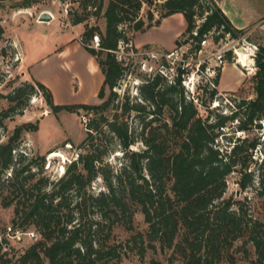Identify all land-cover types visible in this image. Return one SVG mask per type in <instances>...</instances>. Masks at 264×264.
I'll list each match as a JSON object with an SVG mask.
<instances>
[{
    "label": "trees",
    "instance_id": "1",
    "mask_svg": "<svg viewBox=\"0 0 264 264\" xmlns=\"http://www.w3.org/2000/svg\"><path fill=\"white\" fill-rule=\"evenodd\" d=\"M141 1L108 0L101 15L104 31L90 26L81 33L85 42L94 32L100 36L97 49L86 47L103 75L97 92L99 103L54 105L49 90L37 81L23 82L5 96L12 102L23 91L30 94L35 86L52 112L66 109L97 114L86 123L88 133L82 141V151L76 153L54 182L40 176L30 184L34 178V173L28 170L31 159L18 169L11 167L12 150L20 132L29 129L28 124L15 126L6 141L0 143V188L4 180L11 186L0 203L2 207L13 203V215L19 219L9 227L25 230V224L31 225L37 233L36 239L14 259V264H118L133 249L142 259L146 248L155 247V241L160 250L170 251L169 261L180 260L183 264H217L233 241L243 237L256 252L262 251V222L250 217L239 201L223 197L225 176L245 161L247 150H252L257 140L252 139L246 145L242 143L245 139L241 143L233 140L228 149L219 148L214 140L218 129L235 119L238 110L243 109L244 120L235 126V131L250 129L253 117L263 113L264 46H257L255 69L249 75L255 92L253 100H232L233 108L228 114L216 113L214 120L208 122L207 116L201 118L198 114L199 102L194 103L186 94L178 70L171 82L155 72L146 75L138 86L141 101L130 103L125 96L121 102V114L134 111L140 122L138 131L130 130L117 114L110 119L103 116L116 95L111 89L123 72L113 51L119 42L127 41V32L142 31L176 12L182 13L186 22L180 36L189 33L196 18H202L197 29L199 36L220 24L226 30H237L212 0H161L156 18L146 12L147 22L138 16ZM87 5L94 7L91 15L100 8V2L94 5V0H82V9ZM85 19L86 14H74L70 22L77 24ZM218 75L219 72L215 82ZM105 87L109 91L106 97ZM215 93L214 89L204 90L203 95L212 101ZM10 110V107L3 110L1 117H7ZM91 131L94 134L106 131L116 140L122 159L117 169L103 163L104 156L113 149L94 146ZM137 141L142 148L130 150ZM261 166L255 169L260 181L264 174ZM8 168L9 177L2 178ZM22 172L26 173L19 177ZM242 172L238 181L241 189L253 179L251 170L243 168ZM97 177L103 189L92 191L90 185ZM136 208L142 214L146 230L135 232L123 244L109 243L115 225L131 229ZM10 251L12 246L8 252L1 250L3 254Z\"/></svg>",
    "mask_w": 264,
    "mask_h": 264
},
{
    "label": "rangeland",
    "instance_id": "2",
    "mask_svg": "<svg viewBox=\"0 0 264 264\" xmlns=\"http://www.w3.org/2000/svg\"><path fill=\"white\" fill-rule=\"evenodd\" d=\"M98 2H100L98 12L95 15H91L94 11V7L87 5L85 9H82V0H60V4L55 3L54 5L51 3V0L0 1V27L2 29L0 33V113L8 107L11 108L7 117H1L0 115V143L6 141L15 126L23 123L29 125V129L21 131L17 138L16 146L14 150H12L13 163L11 167L13 169H18L31 159V162L28 163V170L34 173V178L30 181V184L40 176L47 178L49 182H54L63 174L65 166L76 157V153L82 151V141L88 133L86 123L89 119L95 118L97 114H93L92 112L85 113L82 110L75 113L74 110L66 109L52 112L45 103L41 91L35 86L30 94L26 95L23 91L14 101H8L5 96L11 93L14 88L20 86L23 82L33 84L35 80L24 79L21 73V71H23V66L20 64L21 51L15 41L10 38L9 33L16 31L14 24L18 26L20 24L29 23L28 20H31V17L34 18L37 13L43 10H53L54 6L56 7L58 15L55 16V21H51V23L47 25V29H50L56 22L60 27L64 25L68 26L74 14H78L79 16L86 14V19L80 22L82 26L81 33L90 26H95L99 32H103L104 19L101 15L108 0H94V5ZM160 3L161 0H142L138 16H140L144 22H147L145 14L149 11L152 13L153 19L156 18L159 12L158 5ZM63 10H66L65 16L61 15ZM176 16L178 17L175 19L174 28H172L173 25L171 28L167 25H161L160 29L157 30L155 26L158 25V22L142 31L135 33L127 32V40L131 42L133 52L142 50L156 51L160 49L162 44L159 43V38L164 32L170 30L174 32L171 34H174V38L172 40L171 37L167 41L168 47H170V49L174 48L176 46L174 39L181 31L180 29H183L182 23H184L182 15ZM40 26L45 28L46 25L41 24ZM19 31L20 29L17 32L19 33ZM76 31H78V28H76ZM94 33L99 36L98 32ZM18 36L19 38L22 37V33L18 34ZM78 37H81V34ZM142 47L146 48L142 49ZM130 52L129 49H126L124 50V55L121 56L120 62L123 66V72L118 78L116 85L113 87L114 89H111L115 91L116 95L109 103L107 109L103 112V116L110 119L113 114H117L118 119L126 122L130 130L138 131L140 122L139 119L135 117V112L130 111L129 113L121 114V102L124 100L125 96L128 97L130 103L141 101L139 98L138 86L142 82V79L146 77V74L140 69L139 56H130L127 54ZM15 54H18L19 59L15 60ZM225 63L226 64L223 65L225 66L224 70L221 72L219 80V87L224 90L236 88L241 79H243V75H239V69H241L245 75H250L255 69L254 59H252V66L249 65V67H252V70L247 71L248 73L238 65H231L228 61ZM37 71L43 79V82L35 81L40 82L49 90L54 105L86 104L79 102V99L87 97L88 88L93 82L94 77L89 73L85 64L79 66L74 58H69V56H52L48 57L44 63L37 65ZM243 82L246 87L242 85L234 91H219L216 88V81L215 91L217 95H215L216 98L212 101H208V99L199 92L197 95V102L199 103L196 107L201 118L207 116V121L212 122L214 120V114L229 113V110L233 108L232 104H234L232 100L235 102L240 100H253L255 98V92L251 79ZM97 92L95 95L97 99L100 100L97 96ZM108 93L109 91L105 87L104 97H106ZM242 110L243 109L238 110L235 119L226 121L224 126L218 129L219 134L214 141L219 148L228 149L230 147L228 144H231L233 140H236V143H241L242 139H245L242 143L246 145L248 141L259 138V130L252 128L253 121L259 118L256 116L252 119L250 129L235 131V126L244 120ZM101 128L105 130L103 124ZM91 135L93 137L91 142L94 146L96 145L99 149L105 146H107L108 149H113L111 153L104 156L103 163L112 166L113 169H117L122 159L116 140L106 131L101 134H94V132L91 131ZM86 143L89 144V141ZM141 148L142 144L138 141L129 147L130 150ZM52 151H60L61 156L48 158L49 153ZM247 152L248 156L245 161L237 164L236 168L225 176L226 188L223 197H230L232 201H239L250 217L261 221L262 234L264 236V174L260 181L259 172L255 170L258 166L262 165L261 167L264 172V161H261L264 156V142L258 143L252 150L248 149ZM244 165H246V167H244ZM243 168H245V171L251 170L253 172V179L250 185L241 189L238 185V181L242 178ZM10 173L11 169H6L3 172L2 178L9 177ZM25 173L26 172H22L19 177L23 176ZM27 183H25L24 187L28 185ZM102 186V181L97 177L91 183L90 188L92 191H98L103 189ZM48 187L49 186H46L45 189L47 190ZM10 189L11 186L4 180L3 186L0 188V200L5 192ZM13 208V203L6 207H2L0 203V235L4 233L3 230L7 231L6 228L9 227L11 223L15 220H19L17 217H14ZM131 225V229H126L123 225H115L111 230V236L108 242L123 244L126 239L135 232L143 233L146 230V224L142 219V214L137 208L132 215ZM24 226L25 230H32L35 233V238H22L20 241L11 242L13 251L9 253L3 254L0 250V264H14L13 261L17 255L36 239L37 233L34 228L31 225L25 224ZM14 230H18V228ZM154 246L153 249L146 248L142 259L138 258L134 253V249L132 251H127L126 257H122L118 264H183L180 260L169 261L168 255L170 251L166 249L160 250L156 241L154 242ZM7 259H10V261H5ZM217 264H264V241L262 251L259 253L254 250L251 242L245 241L244 237L236 239L233 241L232 246L228 249L223 259Z\"/></svg>",
    "mask_w": 264,
    "mask_h": 264
},
{
    "label": "built area",
    "instance_id": "3",
    "mask_svg": "<svg viewBox=\"0 0 264 264\" xmlns=\"http://www.w3.org/2000/svg\"><path fill=\"white\" fill-rule=\"evenodd\" d=\"M48 14L52 18L51 13L48 12ZM65 14L66 10H63V15L65 16ZM201 21L202 18H196L189 33L180 36L176 46L168 51L142 50L133 52L129 40L119 42L117 49L113 51L116 60L120 62L124 50L129 49L131 52L127 53L128 55L139 56L140 69L146 75L157 72L164 76L168 82L173 80V76L178 70L180 82L186 94L194 103H197L199 92L203 94L204 90H215V77L225 62L238 65L245 72L251 71L249 65L238 62L239 52L246 54V61L250 60L251 66L252 59L257 52V45L248 40L245 30L231 28L226 30L224 24L212 27L199 36L197 29ZM78 41L83 46L97 49L99 36L94 33L91 34L88 42H85L81 37H78ZM17 59L19 56L15 54V60ZM216 93L215 95H217ZM252 128L259 130L260 133L259 138L256 139L257 144L264 142V111L257 120L253 121ZM6 229L7 231H3L2 236L0 235V248L5 252L11 249V242L20 241L22 238H35V233L32 230H12L10 227Z\"/></svg>",
    "mask_w": 264,
    "mask_h": 264
},
{
    "label": "crops",
    "instance_id": "4",
    "mask_svg": "<svg viewBox=\"0 0 264 264\" xmlns=\"http://www.w3.org/2000/svg\"><path fill=\"white\" fill-rule=\"evenodd\" d=\"M212 1L234 29L245 30L248 35L247 38L250 42L256 44L257 46H264V0ZM59 2L60 0H51V3H53V5ZM46 11L50 12L52 15V18L49 21H38L37 16L39 15V13H37L34 18L31 17V20H28L29 23L20 24L18 26L14 24V28L16 29V31L10 32L11 29L9 30L10 38L15 41V43L19 47V50L21 51L20 64L21 66H23V71H21V73L23 74L24 79H35L37 81L43 82V79L40 77L37 71V65L44 63L48 57L69 56V58H74L79 66L81 64H85L89 70V73L94 77L93 82L88 88L86 95L87 97L79 99V102L86 104L99 103L100 100L97 99L95 94L103 80V75L94 57L86 50V46H83L77 41V37L81 34L82 31L81 23H69L68 26L64 25L63 27H60L56 24V22L50 29H47V25H49L51 21H55V16L58 15V13L55 6L53 10ZM61 15L63 16V12L61 13ZM176 15H182V13L176 12L161 18L158 25L155 26V29L159 30L161 25H167L170 28L173 25L172 28H174L175 19H177L176 17H178ZM41 24L46 25L45 28L40 26ZM182 24L183 29H180L181 31L174 39V42H176L177 38L180 36L186 26L185 19L184 23ZM76 28H78V31H76ZM19 29L20 31L18 33L17 31ZM170 31L164 32L159 38V43L162 44V47L156 51L171 50L170 47H168L167 41L171 37L173 40L174 34H171L174 32L171 31L170 33ZM20 33H22V37H20L21 39L18 36V34ZM144 48L146 47H142V49ZM248 65L251 64L249 63ZM224 67L225 66H223L219 71L216 85L217 90L234 91L240 88L242 85H244L245 87V83L243 81L248 80L250 76L249 74L245 75L241 71V69L238 68L239 75H243V79H241L236 88L228 90L221 89L219 87V80Z\"/></svg>",
    "mask_w": 264,
    "mask_h": 264
},
{
    "label": "bare ground",
    "instance_id": "5",
    "mask_svg": "<svg viewBox=\"0 0 264 264\" xmlns=\"http://www.w3.org/2000/svg\"><path fill=\"white\" fill-rule=\"evenodd\" d=\"M246 58H247V56H246L245 53L239 52L238 62H242L243 65H245V64L248 65L251 61L250 60L246 61ZM250 70H252V67H251ZM54 156H61L60 151H52V152H50L48 158H51V157H54Z\"/></svg>",
    "mask_w": 264,
    "mask_h": 264
},
{
    "label": "water",
    "instance_id": "6",
    "mask_svg": "<svg viewBox=\"0 0 264 264\" xmlns=\"http://www.w3.org/2000/svg\"><path fill=\"white\" fill-rule=\"evenodd\" d=\"M37 19L41 21H48L50 20V15L48 14V12L42 11L39 13Z\"/></svg>",
    "mask_w": 264,
    "mask_h": 264
}]
</instances>
